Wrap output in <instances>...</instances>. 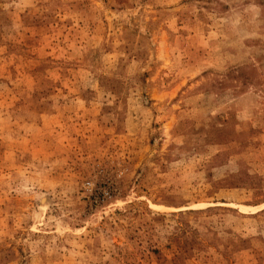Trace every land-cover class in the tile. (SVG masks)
<instances>
[{
  "label": "rangeland",
  "instance_id": "rangeland-1",
  "mask_svg": "<svg viewBox=\"0 0 264 264\" xmlns=\"http://www.w3.org/2000/svg\"><path fill=\"white\" fill-rule=\"evenodd\" d=\"M0 264H264V0H0Z\"/></svg>",
  "mask_w": 264,
  "mask_h": 264
},
{
  "label": "bare ground",
  "instance_id": "bare-ground-1",
  "mask_svg": "<svg viewBox=\"0 0 264 264\" xmlns=\"http://www.w3.org/2000/svg\"><path fill=\"white\" fill-rule=\"evenodd\" d=\"M40 201H41L42 203H45V202L48 201V198H47L46 196H41ZM47 203H48V202H47ZM45 204H46V203H45ZM262 204H263V203L258 204V205H245V204H240L239 206H240V207H246V208H249L250 210H253V209H256V208L260 207ZM151 205L154 206V207H161V206H159V205H157V204H154V203H151Z\"/></svg>",
  "mask_w": 264,
  "mask_h": 264
}]
</instances>
